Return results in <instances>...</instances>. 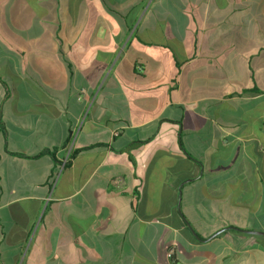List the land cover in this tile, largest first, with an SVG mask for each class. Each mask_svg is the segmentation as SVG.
Instances as JSON below:
<instances>
[{
	"label": "crops",
	"instance_id": "crops-1",
	"mask_svg": "<svg viewBox=\"0 0 264 264\" xmlns=\"http://www.w3.org/2000/svg\"><path fill=\"white\" fill-rule=\"evenodd\" d=\"M0 264H264V0H0Z\"/></svg>",
	"mask_w": 264,
	"mask_h": 264
},
{
	"label": "water",
	"instance_id": "water-1",
	"mask_svg": "<svg viewBox=\"0 0 264 264\" xmlns=\"http://www.w3.org/2000/svg\"><path fill=\"white\" fill-rule=\"evenodd\" d=\"M236 230L239 231L238 229H236ZM245 233L253 234V235L263 234V233H261V232H251V231H246Z\"/></svg>",
	"mask_w": 264,
	"mask_h": 264
},
{
	"label": "built area",
	"instance_id": "built-area-1",
	"mask_svg": "<svg viewBox=\"0 0 264 264\" xmlns=\"http://www.w3.org/2000/svg\"><path fill=\"white\" fill-rule=\"evenodd\" d=\"M172 256L171 252L167 253V258H170Z\"/></svg>",
	"mask_w": 264,
	"mask_h": 264
},
{
	"label": "trees",
	"instance_id": "trees-1",
	"mask_svg": "<svg viewBox=\"0 0 264 264\" xmlns=\"http://www.w3.org/2000/svg\"><path fill=\"white\" fill-rule=\"evenodd\" d=\"M75 153H76V152H75ZM75 153H73V155H74Z\"/></svg>",
	"mask_w": 264,
	"mask_h": 264
}]
</instances>
